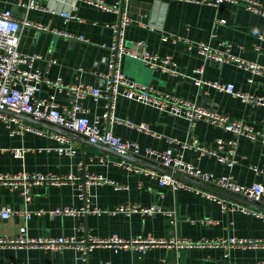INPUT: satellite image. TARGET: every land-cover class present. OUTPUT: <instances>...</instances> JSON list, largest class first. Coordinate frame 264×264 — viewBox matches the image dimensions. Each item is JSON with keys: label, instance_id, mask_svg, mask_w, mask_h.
Here are the masks:
<instances>
[{"label": "crops", "instance_id": "0c3cea01", "mask_svg": "<svg viewBox=\"0 0 264 264\" xmlns=\"http://www.w3.org/2000/svg\"><path fill=\"white\" fill-rule=\"evenodd\" d=\"M36 1L46 11L26 10L17 5L15 0H0V7L10 8L18 19L27 17L49 28L82 35L86 41L24 27L20 32L18 48L22 52L40 54L42 58L36 62V66L50 78L61 77L66 83L83 81L102 87L104 81L99 73L105 70L107 45L112 36L107 24L116 21L118 14L78 0ZM103 1L112 4L118 0ZM208 1L210 0H128L129 14L136 22L126 28V44L143 41L145 49L151 53L170 55L177 63L178 74L154 70L141 58L131 57H124L123 70L129 78L139 83L194 101L231 118L242 119L259 130L264 125L263 104L252 107L228 93L215 91L206 83L196 85L193 78L198 76L195 69L202 66L203 80L231 82L236 90L261 97L264 102L263 76H253L250 83L248 79L252 77L251 73L237 63L231 61L218 64L195 49H187L183 42L161 40L163 35H175L205 43L213 49L222 50L225 45H229V52L233 56L264 66V16L248 8L244 1H223L217 5ZM252 1L264 7V0ZM62 12L75 13L77 18L67 21L61 15ZM139 23H146L153 28L149 29ZM50 93L55 94L59 105L67 103L65 93L46 85L41 87V97ZM82 104L87 110L86 115L92 119L101 116L105 99L102 97L94 100L87 96L82 99ZM116 115L135 123H147L158 134L157 137L122 124L113 125L115 135L137 142L142 149L163 150L170 146L169 139H174L178 142L171 144L174 153L192 161L202 170L231 174L235 181L245 185L254 182L264 185V144L258 140L238 137L236 163L228 167L212 156L185 148L182 143L194 141L213 144L216 138H235L230 132L202 120L190 124L184 118L123 97L117 100ZM38 128L43 132L12 134L0 121V172L14 174L27 171L53 175L72 173L80 176L81 180L89 174L98 175L103 180L92 183L89 187L92 208L109 210L119 204L133 203L143 206L158 205L171 211V214L44 213L32 215L30 219L15 215L10 219L0 218L1 238L15 237L20 228L24 227L29 237H79L82 229H85L98 238L117 235L130 239L151 235L155 238H184L198 242L236 237L264 242L263 217L239 209H222L220 203L201 192L159 185L158 179L147 171H130L124 167L121 163L125 159L72 138L75 153L60 154L57 151L59 143L51 135L57 132L44 127ZM14 149L22 150L21 154L15 155L12 152ZM77 185V181L62 185H33L31 200L25 206L28 210L45 211L59 206L78 208L82 202L76 195ZM116 185L121 188H115ZM220 198L224 202L238 203L221 196ZM2 205H10L15 209L24 208L22 196L0 184V206ZM0 264H264V247H223L208 242L202 246L183 248L156 245L140 251L98 246L84 255L74 248L52 252L33 247L0 246Z\"/></svg>", "mask_w": 264, "mask_h": 264}, {"label": "built area", "instance_id": "2783aa9c", "mask_svg": "<svg viewBox=\"0 0 264 264\" xmlns=\"http://www.w3.org/2000/svg\"><path fill=\"white\" fill-rule=\"evenodd\" d=\"M16 4L24 7L26 10L37 9L46 11L36 0H15ZM103 10L116 12L117 20L108 23L112 36L107 45V57L105 70L99 73L104 81L102 87L92 85L83 81L66 83L61 77L50 78L36 66V62L42 58L38 53L22 52L19 48V39L21 29L24 27L32 28L37 31H47L54 35H60L65 38L78 39L86 41L82 35H77L65 30L43 25L41 22L33 21L27 17L18 19L14 16L10 8L0 7V110L10 109L16 112H22L31 115L34 119L44 120L66 130L77 132L84 136L90 142L107 145L109 148L122 153H129L148 160H151L161 166L167 167L172 171L179 172L193 179L213 185L240 195L246 199L255 201L264 206V185L254 182L249 185L241 184L235 181L231 174H216L202 170L192 161L184 159L180 154L174 153L171 144L178 143L174 139H169L167 148L155 150L152 148L142 149L140 145L133 141L123 139L115 135L112 131L114 124H122L131 127L138 132L157 136L147 123H135L129 119L119 118L116 115V104L119 97L153 107L160 112L173 116L181 117L190 124L196 121H205L216 127H219L234 135L235 138L224 140L216 138L213 144H201L198 142H184L182 145L186 148L197 150L201 155L214 157L218 162L232 167L236 163L235 149L237 138L244 137L250 140H258L264 144V125L261 129L249 125L242 119H234L230 116L219 113L204 105L194 101L178 97L169 92L156 90L153 86L144 85L131 78L123 70L124 57L141 58L150 68L168 74H178L177 63L170 55L160 56L151 53L144 47L143 41H137L132 45H127L125 41L126 28L136 22L128 11V0H118L112 4H106L103 0H78ZM204 1V0H203ZM223 1L238 2L244 1L248 8L264 16V7L252 0H210L209 3L219 4ZM61 15L68 21L76 19L75 13L62 12ZM141 26L152 29L151 25L139 23ZM163 41L172 43L183 42L187 49H195L199 54L215 63L223 64L234 62L249 71L252 75L248 82L252 83L253 76L260 75L264 77V66L254 61L244 60L235 57L229 52V45L224 49H213L205 43L189 41L180 36L163 35ZM198 74L193 78L196 85L208 84L217 92H225L231 96L237 97L242 101L255 106L263 104L261 97L253 94L242 93L235 89L231 82H221L218 80L206 81L202 78L203 67L195 69ZM46 85L57 91L65 93L68 101L61 106L56 101L54 93L46 97L40 96L41 87ZM90 96L94 100L105 99L104 110L101 116L90 119L87 110L82 104V99ZM0 121L9 129L12 134H22L26 131L42 133L43 130L38 126L23 121L17 116L10 115L0 111ZM54 139L59 143L57 151L60 154L73 155L75 146L71 139L60 133H52ZM15 155H20L22 150L14 149ZM124 167L130 171H147L151 176L158 179L159 185H168L172 189H187L206 194L209 198L221 204L222 209H239L245 213H252L264 218V212L245 205L222 200L220 196L201 190L191 184L185 183L171 175L161 174L155 170L147 169L137 164H132L122 160ZM264 174V172H263ZM103 180L98 175H86L83 180L75 174L53 175L40 172L22 171L18 173L0 172V184L8 186L11 190L17 191L23 198L24 208L15 209L10 205L0 206V218L10 219L15 215H20L24 219H30L32 215H42L48 213L51 215H84L87 213H121L130 215L137 212L141 214L164 213L170 215L171 211L162 209L158 205H139L133 203H123L112 209L92 208L90 205L89 187L92 183H99ZM77 181V197L82 204L78 208L69 206H59L45 211L43 209L28 210L25 206L31 200V187L39 184L62 185L68 182ZM115 188H121L116 185ZM207 222H211L207 220ZM213 222V221H212ZM211 243V245H222L223 247H264L263 241H248L230 237L219 239L217 241H198L192 242L184 238H155L151 235L145 237H133L124 239L117 235H111L107 238H98L91 235L85 229L79 237L59 236V237H29L24 227H21L18 235L15 237H0V246L12 248L33 247L49 250L52 252L61 251L65 248H74L84 255H87L92 249L98 246L112 247L113 249H135L144 251L153 246L164 245L167 247L183 248L189 246H202Z\"/></svg>", "mask_w": 264, "mask_h": 264}, {"label": "water", "instance_id": "95a60500", "mask_svg": "<svg viewBox=\"0 0 264 264\" xmlns=\"http://www.w3.org/2000/svg\"><path fill=\"white\" fill-rule=\"evenodd\" d=\"M0 111H3L4 113H7V114H10V115H14V116H17L19 117L20 119H23L31 124H34L36 126H39V127H44V128H47V129H51L57 133H60V134H63V135H66L68 136L69 138H72L76 141H79L81 143H87L88 145L96 148V149H99L101 151H104V152H108V153H111L121 159H125L131 163H134V164H137V165H140L142 167H145V168H148V169H151V170H155L157 171L158 173H161V174H167V175H171L172 177L174 178H177L185 183H188V184H191L197 188H200L204 191H207V192H211V193H214L218 196H221L225 199H228V200H232V201H235V202H238L240 204H243V205H246L250 208H253V209H256V210H260V211H264V206L255 202V201H252V200H249V199H246L240 195H237L235 193H232V192H229V191H225L223 189H220V188H217L213 185H210V184H207V183H204V182H201L199 180H196V179H193L191 177H188L184 174H181L179 172H176V171H172L171 169L167 168V167H164V166H161L151 160H148V159H145V158H142V157H139V156H136V155H132V154H129V153H122V152H118L116 150H113L111 148H109L107 145H104V144H100V143H93V142H90L88 139H86L84 136L78 134L77 132H74V131H70V130H66L62 127H59L57 125H54L52 123H49L47 121H44V120H37V119H34L31 115L29 114H26V113H22V112H16V111H13V110H10V109H1Z\"/></svg>", "mask_w": 264, "mask_h": 264}]
</instances>
